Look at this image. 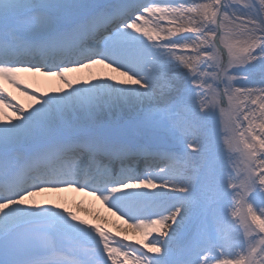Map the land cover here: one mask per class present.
<instances>
[{
	"label": "snow or ice",
	"instance_id": "obj_1",
	"mask_svg": "<svg viewBox=\"0 0 264 264\" xmlns=\"http://www.w3.org/2000/svg\"><path fill=\"white\" fill-rule=\"evenodd\" d=\"M0 81V264H264V0H0Z\"/></svg>",
	"mask_w": 264,
	"mask_h": 264
},
{
	"label": "bare ground",
	"instance_id": "obj_2",
	"mask_svg": "<svg viewBox=\"0 0 264 264\" xmlns=\"http://www.w3.org/2000/svg\"><path fill=\"white\" fill-rule=\"evenodd\" d=\"M93 72L99 73V75L103 76L116 75L118 79H124L123 77H120L118 73H114L111 69L102 65L94 66L91 69H84L81 72L68 73L67 75L73 79H77ZM18 76L26 86L33 89L38 88L41 91H50L53 88L64 87L58 77H47L38 73L29 72L19 73ZM0 85L9 89V92L13 95L15 94L14 96L16 100L25 107H29L33 103L29 96L25 95L19 89H15L7 81H0ZM4 113V119L7 120L8 116L12 115V109H5ZM35 201L38 203H44L46 201L60 203L62 206L74 211L81 217V219H87L92 224H101L113 233L119 232L121 237L127 235L131 242L144 240L142 234L137 231L131 229L126 233L122 231V229L128 228V225L109 212L107 206L100 200L85 193L75 191L49 192L41 194Z\"/></svg>",
	"mask_w": 264,
	"mask_h": 264
},
{
	"label": "rangeland",
	"instance_id": "obj_3",
	"mask_svg": "<svg viewBox=\"0 0 264 264\" xmlns=\"http://www.w3.org/2000/svg\"><path fill=\"white\" fill-rule=\"evenodd\" d=\"M87 72H90V71H87ZM96 75V76H103V75H99V73H95V72H93V73H90V74H88V75H84V76H81V78H79V79H88L91 75ZM11 85V84H10ZM12 86V85H11ZM16 89V88H15ZM8 91H9V89H7ZM12 94V93H11ZM13 95V94H12ZM15 95V94H14ZM13 95V96H14ZM15 97V96H14ZM17 101V100H16ZM18 102V101H17ZM40 196V195H39ZM36 198H38V196L37 197H35L34 199L36 200ZM236 211H237V213L238 214H242L244 211H245V208L242 206V205H237V208H236Z\"/></svg>",
	"mask_w": 264,
	"mask_h": 264
}]
</instances>
